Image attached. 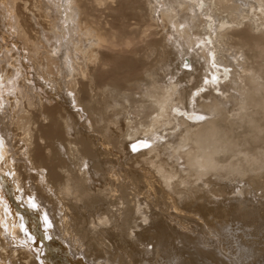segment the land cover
Listing matches in <instances>:
<instances>
[{"label": "bare ground", "instance_id": "1", "mask_svg": "<svg viewBox=\"0 0 264 264\" xmlns=\"http://www.w3.org/2000/svg\"><path fill=\"white\" fill-rule=\"evenodd\" d=\"M0 264H264V0H0Z\"/></svg>", "mask_w": 264, "mask_h": 264}, {"label": "rangeland", "instance_id": "2", "mask_svg": "<svg viewBox=\"0 0 264 264\" xmlns=\"http://www.w3.org/2000/svg\"><path fill=\"white\" fill-rule=\"evenodd\" d=\"M8 42H11V44H12V41L10 40V38H8ZM185 61H186V60H185ZM184 65H185V64H184ZM31 70H32V72H34L33 69H31ZM40 87H41V89H43V86H39V88H40ZM47 88H48L47 86H45V88H44V89L47 90V91H46V92H48L47 94H51V92L48 91V90H50V89H49V88L47 89ZM43 91H44V90H43ZM117 154H118L117 152H114L113 155H112L113 157L111 158L112 160L114 159V161L112 162V160H110L112 163H109V162L107 163V165H108L109 167H110V165H111L112 168H114L115 170H118V168H120V164H119L118 166L116 165V160H117V158H118V156H119V155H117ZM116 155H117V156H116ZM119 157H120V156H119ZM115 167H116V168H115ZM124 167H127V165L124 166ZM125 191L128 192L129 189L127 188V189H125ZM196 235H197V234H196ZM209 236H210V235H209ZM215 238H216V237H214V239H215ZM176 239L178 240V237H177V236H176ZM177 240L172 241V242L170 241L171 243L169 242V243H170L169 245L172 246V245L174 244V246H175V245L177 244V245H178V246L176 245L177 248H175V247L173 246L175 249H179V245H180V248H181V249H182V248H183V249L187 248V247H185V246L183 247V246L181 245V243L178 242ZM201 240L203 241V238H201ZM201 240H200V241H201ZM150 242H151V241H150ZM141 243H143V244H141ZM172 243H173V244H172ZM198 243H199V244H198ZM171 244H172V245H171ZM138 245H139L140 247H142V246H143V247H151V246L153 245V243L151 242V244L148 245V244H147V241L145 240V241H142V242L138 243ZM203 245L205 246L204 242L201 243V242H197V241H196V243H194V245L191 244V245L189 246V247H191V249L188 247V249H189L188 251H192L196 246H203ZM181 246H182V247H181ZM193 247H194V248H193ZM206 247H207V246H206ZM211 249H212V248H211ZM186 250H187V249H186ZM194 256H195V255H194ZM229 257H230V256H229ZM198 258H199V257L197 256V259H198ZM231 258H234V259L236 260V262L238 263V259H237L235 256H232V255H231ZM199 259H200V258H199ZM251 259H252V258H250V260H251Z\"/></svg>", "mask_w": 264, "mask_h": 264}, {"label": "snow or ice", "instance_id": "3", "mask_svg": "<svg viewBox=\"0 0 264 264\" xmlns=\"http://www.w3.org/2000/svg\"><path fill=\"white\" fill-rule=\"evenodd\" d=\"M185 67H188V65H185ZM215 79V78H214ZM197 119H200V120H202V119H204V117L203 116H199V117H197ZM142 146L144 147V148H147V147H150V145L149 144H147L146 142H142ZM137 149H136V147L135 146H133V151H136ZM85 167H87V165H85ZM33 206H35V205H33ZM105 221H100V223L101 224H103ZM145 223H147V220H145Z\"/></svg>", "mask_w": 264, "mask_h": 264}]
</instances>
